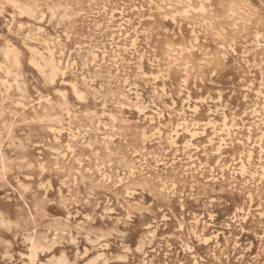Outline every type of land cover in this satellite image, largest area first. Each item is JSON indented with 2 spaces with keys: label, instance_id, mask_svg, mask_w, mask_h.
Instances as JSON below:
<instances>
[{
  "label": "rangeland",
  "instance_id": "obj_1",
  "mask_svg": "<svg viewBox=\"0 0 264 264\" xmlns=\"http://www.w3.org/2000/svg\"><path fill=\"white\" fill-rule=\"evenodd\" d=\"M0 264H264V0H0Z\"/></svg>",
  "mask_w": 264,
  "mask_h": 264
},
{
  "label": "bare ground",
  "instance_id": "obj_2",
  "mask_svg": "<svg viewBox=\"0 0 264 264\" xmlns=\"http://www.w3.org/2000/svg\"><path fill=\"white\" fill-rule=\"evenodd\" d=\"M35 6H36V5H35ZM45 42H46V41H45ZM44 58H45V57H44ZM50 59H51V58H50ZM50 59H49V60H50ZM47 61H48V60L46 59L45 62L47 63ZM51 61H52V60H51ZM53 61H54V59H53ZM49 63H51V62H49ZM49 63H48V64H49ZM48 64H47V65H48ZM54 64H55V63H54ZM54 64H53V66H54ZM49 65H50V64H49ZM66 65H67V64H66ZM50 66L53 68L52 63H51ZM54 67L56 68V66H54ZM57 69H58V67H57ZM66 69H67V68H66ZM54 71H57V70L54 69ZM57 72H58V71H57ZM57 72H55V73H57ZM89 74H90V73H89ZM84 76H85V75H84ZM60 83H61V82H60ZM92 83H93V82H92ZM92 83H91V84H92ZM162 88H163V87H162ZM141 136H142V135H141ZM190 159H191V158H190ZM156 168H157V167H156ZM164 172H165V171H164ZM149 176H150V175H149ZM174 196H175V195H174ZM250 197H251V196H250ZM235 217H236V216H235ZM196 221H197V220H196ZM197 225H198V224H197ZM210 225H211V224H210ZM30 259H31V258H30Z\"/></svg>",
  "mask_w": 264,
  "mask_h": 264
}]
</instances>
